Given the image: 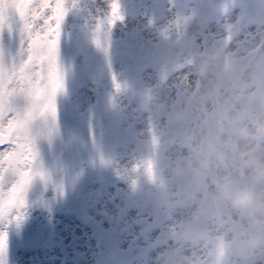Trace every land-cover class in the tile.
I'll return each mask as SVG.
<instances>
[{
	"label": "flooded vegetation",
	"instance_id": "flooded-vegetation-1",
	"mask_svg": "<svg viewBox=\"0 0 264 264\" xmlns=\"http://www.w3.org/2000/svg\"><path fill=\"white\" fill-rule=\"evenodd\" d=\"M76 2L57 45L56 123L38 153L57 187L0 223L2 264H159L165 251L185 264H264V249L244 259L179 229L222 207L211 184H186L193 136L225 109L245 111L249 126L262 111L247 92L264 84V0H120L124 20L100 47L109 0ZM26 41L20 26L17 63Z\"/></svg>",
	"mask_w": 264,
	"mask_h": 264
},
{
	"label": "snow or ice",
	"instance_id": "snow-or-ice-1",
	"mask_svg": "<svg viewBox=\"0 0 264 264\" xmlns=\"http://www.w3.org/2000/svg\"><path fill=\"white\" fill-rule=\"evenodd\" d=\"M71 0V8H76ZM70 0H0V32L18 22L26 34V52L19 63L0 54V223L21 218L26 193L34 179L46 181L36 149L37 131L57 119L56 96L64 91L58 68L61 24ZM124 20L120 0L96 20L93 43L100 47L106 30ZM151 20L149 24L151 25ZM6 233L0 231V264Z\"/></svg>",
	"mask_w": 264,
	"mask_h": 264
},
{
	"label": "clouds",
	"instance_id": "clouds-1",
	"mask_svg": "<svg viewBox=\"0 0 264 264\" xmlns=\"http://www.w3.org/2000/svg\"><path fill=\"white\" fill-rule=\"evenodd\" d=\"M247 95L262 110L251 118L250 126L245 111L225 109L193 136L194 158L186 184L194 193H203L211 184L221 210L212 218L200 222L185 218L179 224L180 234L193 243L210 242L244 259L264 249V84L254 83ZM233 136L243 143H236ZM233 153L239 161L234 166ZM210 165L217 175H209ZM160 257L159 264H185L173 262L166 251ZM186 264L196 262L187 259Z\"/></svg>",
	"mask_w": 264,
	"mask_h": 264
},
{
	"label": "water",
	"instance_id": "water-1",
	"mask_svg": "<svg viewBox=\"0 0 264 264\" xmlns=\"http://www.w3.org/2000/svg\"><path fill=\"white\" fill-rule=\"evenodd\" d=\"M18 24V22H13L11 30L6 27L2 32H0V54H2L3 60L6 63H12L14 61V52L19 35ZM53 129L54 125L52 124H48L38 129L36 140V149L38 153L47 145ZM57 175L56 170L53 169L51 172L46 173V181H42L39 177L34 179L27 190L25 205H31L34 201H36L45 190L47 184L56 188ZM64 177L66 178V175Z\"/></svg>",
	"mask_w": 264,
	"mask_h": 264
},
{
	"label": "rangeland",
	"instance_id": "rangeland-1",
	"mask_svg": "<svg viewBox=\"0 0 264 264\" xmlns=\"http://www.w3.org/2000/svg\"><path fill=\"white\" fill-rule=\"evenodd\" d=\"M263 259H264V258H263ZM261 261H262V263H264V261H263V260H261ZM261 261H260V262H261Z\"/></svg>",
	"mask_w": 264,
	"mask_h": 264
}]
</instances>
